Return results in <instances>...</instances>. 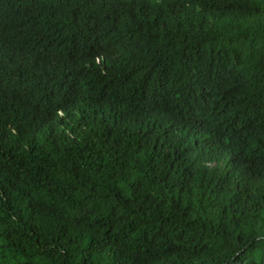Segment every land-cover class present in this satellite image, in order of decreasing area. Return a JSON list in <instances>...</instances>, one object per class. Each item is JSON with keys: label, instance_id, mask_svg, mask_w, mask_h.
I'll use <instances>...</instances> for the list:
<instances>
[{"label": "trees", "instance_id": "trees-1", "mask_svg": "<svg viewBox=\"0 0 264 264\" xmlns=\"http://www.w3.org/2000/svg\"><path fill=\"white\" fill-rule=\"evenodd\" d=\"M0 264H264V0H0Z\"/></svg>", "mask_w": 264, "mask_h": 264}]
</instances>
